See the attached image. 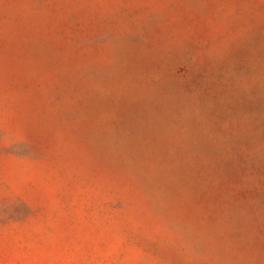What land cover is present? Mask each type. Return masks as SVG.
Wrapping results in <instances>:
<instances>
[{"label":"rangeland","instance_id":"rangeland-1","mask_svg":"<svg viewBox=\"0 0 264 264\" xmlns=\"http://www.w3.org/2000/svg\"><path fill=\"white\" fill-rule=\"evenodd\" d=\"M0 264H264V0H0Z\"/></svg>","mask_w":264,"mask_h":264}]
</instances>
